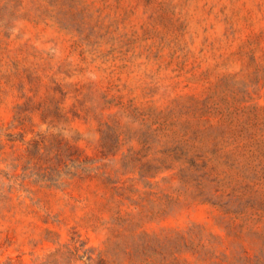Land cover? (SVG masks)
I'll list each match as a JSON object with an SVG mask.
<instances>
[{
	"label": "rangeland",
	"instance_id": "374dc122",
	"mask_svg": "<svg viewBox=\"0 0 264 264\" xmlns=\"http://www.w3.org/2000/svg\"><path fill=\"white\" fill-rule=\"evenodd\" d=\"M0 264H264V0H0Z\"/></svg>",
	"mask_w": 264,
	"mask_h": 264
},
{
	"label": "trees",
	"instance_id": "16d2710c",
	"mask_svg": "<svg viewBox=\"0 0 264 264\" xmlns=\"http://www.w3.org/2000/svg\"><path fill=\"white\" fill-rule=\"evenodd\" d=\"M38 148V147H37ZM52 152V151H51ZM61 152L56 151L54 155V159H58L62 156ZM72 167V166H71ZM76 169H79L83 172L88 171L87 168H83L82 166L75 167ZM54 170L49 169V171L42 172L41 174H38V178L40 181H48V182H55L56 178H54Z\"/></svg>",
	"mask_w": 264,
	"mask_h": 264
}]
</instances>
